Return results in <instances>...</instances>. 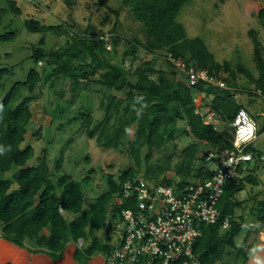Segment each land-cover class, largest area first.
<instances>
[{
    "label": "trees",
    "instance_id": "trees-1",
    "mask_svg": "<svg viewBox=\"0 0 264 264\" xmlns=\"http://www.w3.org/2000/svg\"><path fill=\"white\" fill-rule=\"evenodd\" d=\"M191 1L122 0V6L115 9L114 14L118 18L122 7H128L135 20L142 24L146 40L134 38L129 42L132 48L140 46L147 53L164 51L175 60L193 63L196 68L208 69L218 77L225 70L229 73L224 77L229 88L203 82L191 85L186 74L179 72L169 57L171 73L156 69V60L152 59L136 67L131 79L124 64L129 50L123 60H116L123 37L115 28L110 36L111 49L107 48L108 42L102 38V33L99 34L91 23L83 32L80 30L69 35L65 47L53 51L46 50L43 47L45 38L41 39L32 57L37 66L40 62L45 63L42 71L37 67L31 68L25 81L15 82L4 97L0 95V237L31 253L47 254L54 261L64 256L69 243L78 244L82 240L83 244L75 252V260L88 264L93 256L111 249V237L103 241L98 233L108 226L112 211L114 217L119 211L116 206L112 210L110 207L120 193L121 184L139 175L143 162L146 164L144 177L149 180L184 186L212 175L210 163L213 160H207L211 149L221 152L234 148L230 123L244 107L235 98L239 90L234 89L238 72L245 74L254 85L250 95L264 100V44L258 32L251 29L255 71L240 64L236 72L229 62L219 63L206 42L200 37H190L178 19L182 7ZM218 1L225 3L227 0ZM12 5L16 12H20L16 2ZM102 5H107L106 1L103 0ZM256 16L264 25V5ZM25 25L31 32L55 31L61 34L62 30L61 25H44L37 20H28ZM8 70L0 68V90ZM55 77L73 83V98L83 90L104 93L100 107L106 112L105 118L91 127L92 115L88 113L85 124L87 136L100 147L126 148L135 163L122 172L119 179L109 175L106 191L90 203H87L83 182L64 172L60 166L57 168L61 170L52 171L46 150L34 162L33 146L27 144L22 147L33 117L31 103L35 96L22 97L21 89L32 93L41 82ZM205 107L220 116L224 124L221 128L206 123L203 115L197 112ZM179 123L188 128L181 129ZM41 131L42 127H39L35 136ZM179 131L186 132L194 140L183 149V159L176 165L175 174L170 176V158L166 159L169 162L166 165L150 162L154 152L162 151L168 142L176 139ZM263 132L264 127L258 130L259 134ZM144 148L149 152L142 159ZM247 149L258 156L263 154L252 145ZM7 173H11V177H7ZM246 183H258L251 170L242 179L227 183L220 199L222 215L230 217L231 226L228 229H223L220 223L203 226V234L194 247L202 264H226L224 258L237 246L236 237L245 227L250 228L248 234L252 233L251 225L245 224V217L237 215V209L245 204L237 195L245 190ZM256 202L253 210L258 225L254 230L259 233L264 228V198L258 195ZM250 252V246L247 251L240 249L245 261L250 259Z\"/></svg>",
    "mask_w": 264,
    "mask_h": 264
},
{
    "label": "rangeland",
    "instance_id": "rangeland-1",
    "mask_svg": "<svg viewBox=\"0 0 264 264\" xmlns=\"http://www.w3.org/2000/svg\"><path fill=\"white\" fill-rule=\"evenodd\" d=\"M102 1L15 0L20 9V12H16L12 5L14 1L0 0V68L9 69L4 75L0 95L4 97L15 82L25 81L31 68L37 67L42 71L45 63L40 62L37 66L32 57L42 38H45L43 47L53 51L65 47L69 35L72 36L74 32L80 30L83 32L90 23L97 28L99 34L102 33L103 37L99 38L102 37L108 42V49L112 48L110 39L112 29H117V33L122 35L116 60H123L125 52L129 50L124 64L130 71L131 79L136 67L152 59L156 60V69L171 73L172 67L168 64L170 55H166V52L147 53L140 46L132 48L129 42H133L134 38L145 41L146 35L142 24L135 20L128 7H122L118 18L114 14V10L122 6V0H104L107 5H102ZM263 5L264 0H227L225 3L218 0H192L182 7L178 19L185 25L190 37H200L206 42L219 63L229 62L236 72L240 64L255 71L254 45L249 32L255 29L264 44V25L256 16ZM28 20H37L44 25H61V34L55 31L31 32L25 25ZM133 52L135 54H132ZM178 71L183 72L180 69ZM228 74L222 70L220 78L224 79ZM237 78L234 89H239V94L235 98L258 122L259 129H262L264 100L250 95L249 92L254 89V85L250 84L245 74L238 72ZM248 87L250 89H247ZM72 88L73 83L70 80L55 77L48 82H41L32 93L27 89H21L22 97L35 96L31 103L33 117L22 147L27 144L33 146L34 162L46 150L52 171L63 169L76 180L83 182L86 200L90 203L106 191L109 175L119 179L122 172L135 163L126 148L114 150L100 147L87 136L85 127L87 114L92 115L91 127L105 118L106 112L100 107L104 93L97 92L98 90H83L73 98ZM223 125L221 123L217 128ZM39 127H42L41 134L35 136ZM179 127L185 130L188 128L182 123H179ZM193 140L194 138L188 136L186 132L179 131L176 139L168 142L162 151L154 152L150 164L166 165L169 163L166 159L170 158L168 175L175 174L176 165L183 159L181 158L183 149ZM255 148L264 155V132L255 142ZM201 149L204 147L201 146ZM148 152L146 148L142 150V159ZM217 164V161L213 160L210 163L211 169H215ZM58 166L61 169H58ZM145 167L146 164L143 162L139 175L144 176ZM249 167L258 183L256 185L246 183L245 190L238 193V198L245 201V204L237 209V215L245 217V224L251 225L252 233L248 234L250 228L245 227L236 237L237 246L224 258L226 264H264V228L259 233L255 232L258 219L253 210L257 203L256 197L259 195V198H264V160L252 161ZM91 169L94 171L90 172ZM6 175L11 177V173ZM114 206L115 204L110 209L112 210ZM110 215L108 221L111 219ZM98 235L103 241H106L108 236L111 237V243L115 240L109 226ZM78 244L82 245L83 241L80 240ZM249 246L250 259L245 261L240 255V249L247 251Z\"/></svg>",
    "mask_w": 264,
    "mask_h": 264
},
{
    "label": "built area",
    "instance_id": "built-area-1",
    "mask_svg": "<svg viewBox=\"0 0 264 264\" xmlns=\"http://www.w3.org/2000/svg\"><path fill=\"white\" fill-rule=\"evenodd\" d=\"M170 60L186 74L191 85L203 82L229 88L223 78L208 69H198L193 63L171 56ZM197 112L206 123L216 128L221 124L220 116L211 109ZM230 125L234 148L209 151L207 160L218 163L210 177L179 186L137 175L121 184L114 200L119 211L115 217L112 211L108 222L115 240L109 252L103 254L105 264H202L194 247L203 234V226H231L230 217H223L219 207L225 186L248 174L250 162L264 160L263 154L258 156L247 149L249 145L255 147L260 135L258 123L245 107L239 109Z\"/></svg>",
    "mask_w": 264,
    "mask_h": 264
},
{
    "label": "crops",
    "instance_id": "crops-1",
    "mask_svg": "<svg viewBox=\"0 0 264 264\" xmlns=\"http://www.w3.org/2000/svg\"><path fill=\"white\" fill-rule=\"evenodd\" d=\"M205 109H208V107L202 108V111ZM0 246H5L9 249V252L4 256V264H80L75 260V252L81 244L69 243L65 249L64 256L57 261H54L49 255L44 253H31L27 249L18 247L2 237H0ZM88 264H105L103 254L93 256Z\"/></svg>",
    "mask_w": 264,
    "mask_h": 264
},
{
    "label": "bare ground",
    "instance_id": "bare-ground-1",
    "mask_svg": "<svg viewBox=\"0 0 264 264\" xmlns=\"http://www.w3.org/2000/svg\"><path fill=\"white\" fill-rule=\"evenodd\" d=\"M9 252V249L5 246H0V264H4V256Z\"/></svg>",
    "mask_w": 264,
    "mask_h": 264
},
{
    "label": "clouds",
    "instance_id": "clouds-1",
    "mask_svg": "<svg viewBox=\"0 0 264 264\" xmlns=\"http://www.w3.org/2000/svg\"><path fill=\"white\" fill-rule=\"evenodd\" d=\"M258 123V122H257ZM258 130H259V128H258ZM260 135V134H259ZM254 147V146H253Z\"/></svg>",
    "mask_w": 264,
    "mask_h": 264
}]
</instances>
